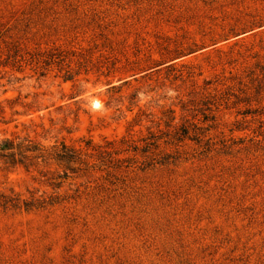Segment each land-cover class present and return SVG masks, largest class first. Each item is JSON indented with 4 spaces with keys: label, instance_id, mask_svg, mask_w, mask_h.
<instances>
[{
    "label": "rangeland",
    "instance_id": "obj_1",
    "mask_svg": "<svg viewBox=\"0 0 264 264\" xmlns=\"http://www.w3.org/2000/svg\"><path fill=\"white\" fill-rule=\"evenodd\" d=\"M7 137L0 264H264V0H0Z\"/></svg>",
    "mask_w": 264,
    "mask_h": 264
},
{
    "label": "trees",
    "instance_id": "obj_2",
    "mask_svg": "<svg viewBox=\"0 0 264 264\" xmlns=\"http://www.w3.org/2000/svg\"><path fill=\"white\" fill-rule=\"evenodd\" d=\"M150 138L151 140L147 141L141 149L142 152H148V148L151 145H156L157 147V140H153V136ZM134 148L136 150L137 146L134 145ZM0 159H5L6 162L14 165L21 164L25 166L27 165L26 161L40 159L43 161L52 159L58 163H68L67 168H70V164H85L82 148H75L64 143L60 146L55 145L49 149L39 148L31 139H20L19 137H7L0 140ZM48 202L44 198L21 199L17 194L7 195L0 192V206L5 208L12 206L14 208L24 207L30 209L32 207L43 206Z\"/></svg>",
    "mask_w": 264,
    "mask_h": 264
}]
</instances>
